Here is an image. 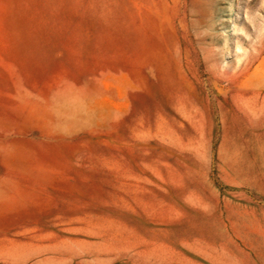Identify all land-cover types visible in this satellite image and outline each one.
Wrapping results in <instances>:
<instances>
[{
  "label": "rangeland",
  "instance_id": "374dc122",
  "mask_svg": "<svg viewBox=\"0 0 264 264\" xmlns=\"http://www.w3.org/2000/svg\"><path fill=\"white\" fill-rule=\"evenodd\" d=\"M245 8L0 0V264H264Z\"/></svg>",
  "mask_w": 264,
  "mask_h": 264
},
{
  "label": "clouds",
  "instance_id": "9594fccd",
  "mask_svg": "<svg viewBox=\"0 0 264 264\" xmlns=\"http://www.w3.org/2000/svg\"><path fill=\"white\" fill-rule=\"evenodd\" d=\"M246 8H245V18L249 25L254 29V35L258 29H260V18L264 17V0H245ZM250 18H254L250 22ZM255 24V28L253 25ZM240 34L244 37L246 41H249L247 45L244 43L237 41L234 46V54H235V63H240L238 57L241 55L240 49H246L251 44L250 36L244 30L240 31ZM226 65V64H225Z\"/></svg>",
  "mask_w": 264,
  "mask_h": 264
},
{
  "label": "bare ground",
  "instance_id": "6f19581e",
  "mask_svg": "<svg viewBox=\"0 0 264 264\" xmlns=\"http://www.w3.org/2000/svg\"><path fill=\"white\" fill-rule=\"evenodd\" d=\"M220 74H223L224 76H225V79L228 81V80H230V77H228L229 76V73L228 72H221Z\"/></svg>",
  "mask_w": 264,
  "mask_h": 264
}]
</instances>
